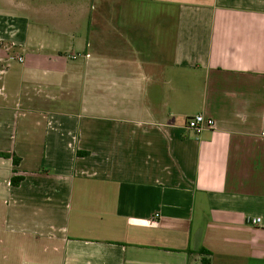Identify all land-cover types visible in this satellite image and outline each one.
Wrapping results in <instances>:
<instances>
[{
    "label": "crops",
    "instance_id": "obj_1",
    "mask_svg": "<svg viewBox=\"0 0 264 264\" xmlns=\"http://www.w3.org/2000/svg\"><path fill=\"white\" fill-rule=\"evenodd\" d=\"M7 1L0 264H264V0Z\"/></svg>",
    "mask_w": 264,
    "mask_h": 264
},
{
    "label": "built area",
    "instance_id": "obj_2",
    "mask_svg": "<svg viewBox=\"0 0 264 264\" xmlns=\"http://www.w3.org/2000/svg\"><path fill=\"white\" fill-rule=\"evenodd\" d=\"M20 60L22 58L20 57ZM215 126V121L212 117H207L202 113L190 116L187 118L186 127L190 130H193L196 133H200L204 129H212ZM260 218H252L251 222L257 224L260 222Z\"/></svg>",
    "mask_w": 264,
    "mask_h": 264
},
{
    "label": "trees",
    "instance_id": "obj_3",
    "mask_svg": "<svg viewBox=\"0 0 264 264\" xmlns=\"http://www.w3.org/2000/svg\"><path fill=\"white\" fill-rule=\"evenodd\" d=\"M0 156L12 157L15 165H18L20 163V157H18L15 154H11V153H0ZM22 179H23L22 176H20V175H14L12 177V179H11V183L13 185H18L22 181ZM200 252H208V251L202 248V249H200ZM203 263L204 264H209V261L204 258L203 259Z\"/></svg>",
    "mask_w": 264,
    "mask_h": 264
},
{
    "label": "rangeland",
    "instance_id": "obj_4",
    "mask_svg": "<svg viewBox=\"0 0 264 264\" xmlns=\"http://www.w3.org/2000/svg\"><path fill=\"white\" fill-rule=\"evenodd\" d=\"M7 2H8L7 0H0V5L9 7V4ZM72 17H74V16H72Z\"/></svg>",
    "mask_w": 264,
    "mask_h": 264
}]
</instances>
